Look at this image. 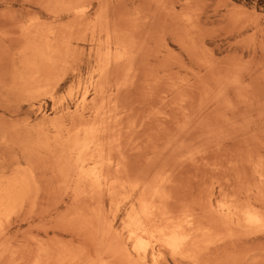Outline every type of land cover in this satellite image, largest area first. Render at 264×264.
I'll list each match as a JSON object with an SVG mask.
<instances>
[{
	"label": "rangeland",
	"instance_id": "obj_1",
	"mask_svg": "<svg viewBox=\"0 0 264 264\" xmlns=\"http://www.w3.org/2000/svg\"><path fill=\"white\" fill-rule=\"evenodd\" d=\"M0 264H264V0H0Z\"/></svg>",
	"mask_w": 264,
	"mask_h": 264
},
{
	"label": "bare ground",
	"instance_id": "obj_2",
	"mask_svg": "<svg viewBox=\"0 0 264 264\" xmlns=\"http://www.w3.org/2000/svg\"><path fill=\"white\" fill-rule=\"evenodd\" d=\"M85 101H86V98H83L82 103H85ZM92 129L93 128H91L90 131H93ZM87 134L91 135V132H88ZM91 139H89V137L87 136V138H85L82 141L78 142V146L80 148V155L78 156V160H77L78 166L79 165H81V166L84 165V162L87 161L84 158V156H82V153L85 150H87L89 147H91V145L94 144V142ZM98 159H99V157H98ZM100 165H101L100 161H96V159H95V162L93 164L94 167L90 170V172L84 174L88 179H90V181H92L94 183H99L101 181L102 176H103L102 173H101ZM148 209H149L148 206L143 203L141 213L147 215L148 214ZM138 218H139V216H138ZM244 220L246 221V223H248L250 225L261 224V222L263 221L262 218L258 214L254 213V212H251V211H247L245 213ZM133 223L134 224L129 228V235H130L129 237L134 240V244L133 245H134L135 250H137L138 252H142L144 255H148L149 253H151L152 257L155 260H157L159 258V255H160L159 250H160V248L153 249L150 252V250H149V241L145 238V235H155L154 233H157L156 237H157V240L160 241V244L170 248L173 252L178 251L179 249H181L182 245L185 243L184 241L187 239L185 235H182L180 233L179 226H175L172 229L171 228L168 229V228H164V227L162 228L161 227L158 230H156L155 232H153V231L149 232L146 229H144L145 226L142 227V224L139 223L138 221H135ZM156 237H154V238H156Z\"/></svg>",
	"mask_w": 264,
	"mask_h": 264
}]
</instances>
